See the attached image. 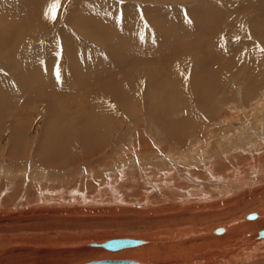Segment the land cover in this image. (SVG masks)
<instances>
[{
	"label": "rangeland",
	"instance_id": "374dc122",
	"mask_svg": "<svg viewBox=\"0 0 264 264\" xmlns=\"http://www.w3.org/2000/svg\"><path fill=\"white\" fill-rule=\"evenodd\" d=\"M263 161L264 0H0V264H264Z\"/></svg>",
	"mask_w": 264,
	"mask_h": 264
},
{
	"label": "bare ground",
	"instance_id": "6f19581e",
	"mask_svg": "<svg viewBox=\"0 0 264 264\" xmlns=\"http://www.w3.org/2000/svg\"><path fill=\"white\" fill-rule=\"evenodd\" d=\"M212 6V5H211ZM78 23V22H77ZM84 24V23H83ZM84 27V26H83ZM86 27V26H85ZM78 28V27H77ZM81 28V27H80ZM85 30V29H84ZM43 71V70H42ZM42 71H41V73H42ZM44 73V72H43ZM42 83H44V82H42ZM182 157V156H181ZM234 157V156H233ZM251 157V156H250ZM205 158L207 159V157L205 156ZM212 158V157H211ZM220 158H223V160L224 159H226V160H228L227 159V156H219V158L218 159H220ZM205 161V159H204V157L203 156H183V158L181 159V161L180 162H184L186 165H188V166H190V167H192L193 169L194 168H196V167H201L202 166V162H204ZM211 161V160H210ZM205 162H208V160H206ZM204 162V163H205ZM222 162H224V161H222ZM221 162V160H219V162H215L214 164H216V166H218L219 167V165L221 164V168H223V167H225L224 166V164L225 163H222ZM226 162V161H225ZM264 162V161H263ZM214 164H213V162H212V165H211V162H210V164L209 165H211L210 166V168H206V171H211V169H213L214 168ZM227 164V163H226ZM177 165H179V164H177ZM205 165H207V164H205ZM229 165V164H228ZM262 163L258 166V168L261 166L262 167ZM169 166V165H168ZM181 166V165H180ZM204 166V165H203ZM178 167V166H177ZM183 167V166H182ZM211 167H213V168H211ZM260 167V169H262ZM191 168V169H192ZM204 168H205V166H204ZM174 169V168H173ZM178 170L180 169V168H177ZM200 170H201V168H199ZM231 169H234V167H231ZM263 169H264V165H263ZM262 169V170H263ZM170 170H171V168H170ZM181 170V169H180ZM197 170V169H196ZM196 170H194L192 173L194 174V175H196V174H198V175H203L202 173H199L198 172V170L196 171ZM221 170V169H220ZM261 170V171H262ZM190 171V170H189ZM214 171V170H213ZM181 172H184V171H181ZM212 172V171H211ZM196 173V174H195ZM218 174V173H217ZM224 175V174H223ZM188 176V175H187ZM208 176V175H207ZM200 177V178H203V179H207L208 177ZM213 176V174L211 173L210 174V177H212ZM189 177V176H188ZM190 179L192 178V180H194V178L195 177H189ZM195 180H197V182H199V178L198 177H196L195 178ZM205 180H203V181H205ZM188 181V180H187ZM208 181V180H207ZM186 182H184V184H185ZM190 183H192V181L190 180ZM189 183V184H190ZM195 183V182H194ZM190 184L189 186H188V189H189V187L191 186V187H195L196 189L198 188V187H196V185H197V183L196 184ZM206 183V182H205ZM169 185V184H168ZM178 185V184H177ZM178 187V186H177ZM205 187V186H204ZM198 190V189H197ZM190 191V190H189ZM193 191H194V189H193ZM200 191H201V189H200ZM203 191V190H202ZM195 192H196V190H195ZM199 193V192H198ZM203 193V192H202ZM181 194V193H180ZM190 195L191 194H193V193H191V191H190V193H189ZM203 195V194H202ZM180 197H182V196H180ZM188 197V196H187ZM171 201V200H170ZM219 203V202H218ZM193 205V204H192ZM191 206V205H190ZM196 207V205L195 206H193L192 208H195ZM191 208V209H192ZM197 208V207H196ZM200 208V207H199ZM182 210V209H181ZM177 212V211H176ZM175 212V214H173V215H171V218L173 219V218H175V219H173V221H172V224H174L173 222H174V220H175V223H177V222H179V223H184V222H186L187 220H192L193 219V217L194 216H191V217H184V214L185 213H182L181 211H178L177 213ZM208 212H210L209 210H208ZM179 213V214H178ZM206 214V213H205ZM207 214H209V213H207ZM207 214L205 215V216H207ZM261 214V213H260ZM166 216V215H165ZM209 216V215H208ZM261 216V215H260ZM170 217V216H169ZM163 220V219H162ZM235 221H238V219L236 220V219H234ZM261 220V219H260ZM203 221V220H202ZM260 222V221H259ZM259 222L258 221H245L244 223H242L241 225H239V227H234V226H227V230L229 231V233L228 234H226V235H224V236H216V235H213L212 233V235H213V237L211 238V239H214V240H223L224 239V241L226 240V239H231L232 238V233L233 232H235L237 229H239V230H246V231H251L255 226H257L258 224H259ZM179 223H177V224H179ZM229 225H230V223H229ZM233 225V224H232ZM175 230H176V228H174ZM207 229V228H206ZM196 230V229H195ZM200 231V230H199ZM164 232V231H163ZM189 232V230L188 229H186L185 227H182V228H179L177 231H175V235L177 236V240H179L181 237H184V235H185V233H188ZM174 235V236H175ZM187 235V234H186ZM174 236H173V238H174ZM180 237V238H179ZM211 237V236H210ZM187 238V237H186ZM138 239V238H137ZM184 239H185V237L183 238V239H181L182 241H180V242H177V241H174L173 239H172V241H171V243L167 246H165V247H162V246H159L158 247V245L156 244V246H155V244H148V245H146V246H144V245H141V244H139V245H137V247L136 246H132V247H128V248H132L131 250H129V249H127V250H124V249H126V248H123L122 249V251H120V253L119 254H117L116 256H118V257H129L130 258V256H135V259L134 260H136V261H138L139 262V264H147V263H149V262H153L152 261V259L150 258V256H151V254L152 255H154V254H156V256L157 257H163L162 256V252H166V253H168V255L166 254L163 258L166 260V258H172V259H175V257H180V259H181V262H179V263H171V264H191V247L193 246L192 244L193 243H191L190 244V241H185L184 242ZM202 239V238H201ZM205 239H207L206 238V236H205ZM211 239H209V240H211ZM108 240V239H107ZM214 240H212V241H214ZM106 241V240H105ZM145 242L144 243H146V241L147 240H144ZM197 241V240H196ZM207 241V240H206ZM155 242V241H154ZM203 242H204V239H203ZM102 243V242H101ZM143 244V243H142ZM186 244H188V245H190L189 246V248H190V250L189 249H187V247H185V246H187ZM207 244L209 245V243L207 242ZM92 245V243H90V246ZM94 246V245H93ZM139 246H141V247H139ZM96 247H98L99 249H101L102 250V247L101 246H96ZM133 247H136V248H133ZM163 248H166V250H168V251H164L163 250ZM104 249H106V248H104ZM119 250H121V249H119ZM178 250V251H177ZM111 251H118V250H111ZM180 251V252H179ZM137 255H140V256H138V258H137ZM160 257V258H161ZM119 259H121V258H119ZM123 259V258H122ZM163 259V260H164ZM179 259V258H178ZM141 260V261H140ZM176 260V259H175ZM202 260V256H197V257H195V263L196 262H200Z\"/></svg>",
	"mask_w": 264,
	"mask_h": 264
},
{
	"label": "water",
	"instance_id": "95a60500",
	"mask_svg": "<svg viewBox=\"0 0 264 264\" xmlns=\"http://www.w3.org/2000/svg\"><path fill=\"white\" fill-rule=\"evenodd\" d=\"M250 217H256V214H253ZM219 233L223 232V229L217 230ZM221 231V232H220ZM259 237L264 238V229L259 231ZM145 241L142 239H136V238H111L108 239L102 243L93 242L92 245L94 246H101L108 250H119L123 248H128L132 246H137L139 244L144 243ZM71 264H139L138 261L134 259H99V260H91L85 263H71Z\"/></svg>",
	"mask_w": 264,
	"mask_h": 264
}]
</instances>
